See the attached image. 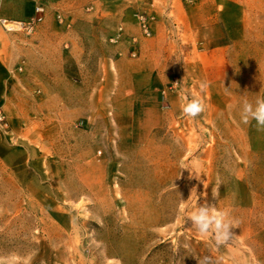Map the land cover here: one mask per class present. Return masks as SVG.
Returning <instances> with one entry per match:
<instances>
[{
	"label": "rangeland",
	"instance_id": "374dc122",
	"mask_svg": "<svg viewBox=\"0 0 264 264\" xmlns=\"http://www.w3.org/2000/svg\"><path fill=\"white\" fill-rule=\"evenodd\" d=\"M42 4L46 16L38 28L48 32L29 54L35 64L42 56L57 61L64 55L74 71L79 56L90 62L111 47L120 54L128 48V59L140 57V51L130 53L132 39L140 50L139 37L116 17L97 12L93 20L77 17L83 23L76 27L69 12ZM83 9L96 11L93 3ZM120 27L123 35L115 41ZM38 28L13 32L21 47L18 77L30 74L23 47ZM176 76L177 90L170 89L173 77L162 90L130 99L122 96L126 86L119 77H67L61 83L66 112L59 114L58 99L39 95L26 141L12 139L0 106L9 120L8 130L0 128V147L8 153L0 155V264H198L205 257L208 264H264V153L245 144L236 123L245 125L242 107L234 106L250 100L254 86L264 91V77H232L227 84L239 96L229 98L231 107L213 114L208 93L200 97L205 111L193 119L183 115L181 97L196 94ZM50 80L56 88L58 77ZM181 165L200 179H189ZM205 203L239 222L229 245L216 246L211 233L201 236L192 227L187 217Z\"/></svg>",
	"mask_w": 264,
	"mask_h": 264
},
{
	"label": "crops",
	"instance_id": "0c3cea01",
	"mask_svg": "<svg viewBox=\"0 0 264 264\" xmlns=\"http://www.w3.org/2000/svg\"><path fill=\"white\" fill-rule=\"evenodd\" d=\"M42 3L49 4L47 8L51 12L55 6L69 12L76 20V27L83 23L77 17L93 20L97 12L116 17L125 23L128 33L139 37L140 57L128 59V48L122 49L120 54L121 48L111 47L90 62L79 56L73 63L74 71L69 69L64 55L57 61L42 56L40 63L35 64L29 54L33 55L39 35L48 32L41 26L36 35L27 38L28 44L23 47L26 68L31 69L30 74L35 72L41 77V83L35 85L30 74L18 77L16 67L21 47L17 35L6 31L1 19L27 21ZM50 3L47 0H0V106L9 117L12 139L17 141H26L33 135V100L39 95L43 101L58 99L63 103L59 104V114L66 112L68 105L61 83L67 77H119L126 86L121 94L130 99L162 90L179 74L186 88L196 96L211 95L213 100L207 110L217 115L231 107L233 103L229 98L239 96L231 92L227 84L232 77L238 81L241 77H250L251 81L264 77V0H56ZM88 3L95 5V12L84 11L83 6ZM138 12L155 18L150 38L140 36L134 20ZM96 28L94 32L98 33ZM40 39L45 41L43 37ZM71 46L74 50L73 42ZM85 64H89L90 69L87 70ZM35 65L39 66L36 70L33 69ZM50 77H58L56 88L51 87ZM201 82L208 84L204 91L199 88ZM36 89L40 94H35ZM247 97L250 98L247 101L254 104L257 97H264V91L254 86ZM244 101L236 100L234 106L242 107ZM85 108V104H80L77 110L83 114ZM236 123L244 130V141L250 151L264 153V131L257 130L256 122L253 120L244 126ZM4 154L8 155L0 147V155Z\"/></svg>",
	"mask_w": 264,
	"mask_h": 264
},
{
	"label": "clouds",
	"instance_id": "9594fccd",
	"mask_svg": "<svg viewBox=\"0 0 264 264\" xmlns=\"http://www.w3.org/2000/svg\"><path fill=\"white\" fill-rule=\"evenodd\" d=\"M180 84L176 83V85ZM207 87V82H201L199 84L201 91H204ZM181 98L184 101L181 104V111L184 116L195 119L205 111V103L200 97L193 95L189 99L182 95ZM240 117L241 121L245 124L254 120L257 130L264 131V97H257L254 104L245 100L242 105ZM181 166L183 169L189 170V179H200V176L195 174L190 168ZM194 190L195 188H193L192 192ZM187 218H190L192 227L201 236H206L211 233L216 246H227L237 238L232 230L238 227L239 222L234 220L225 210H218L215 206H210L205 203L198 206ZM197 261L198 264H208L207 257L197 259Z\"/></svg>",
	"mask_w": 264,
	"mask_h": 264
},
{
	"label": "built area",
	"instance_id": "2783aa9c",
	"mask_svg": "<svg viewBox=\"0 0 264 264\" xmlns=\"http://www.w3.org/2000/svg\"><path fill=\"white\" fill-rule=\"evenodd\" d=\"M138 24L141 30V33L144 37H150L153 34V26L152 23L155 18L151 15H148L144 12H138ZM46 16V7L43 4H38L35 8V14L28 19L27 21H11L6 19H1V25L5 28L8 32H19L23 31L28 34L34 33L38 26L44 21ZM58 19L61 23L65 21V18L59 14ZM123 35V27L119 28L117 36L113 39L115 41L120 40L121 36ZM133 48L131 49L130 53L131 56L136 57L139 54V50L137 48V39H132ZM179 76H176L174 81L172 82L170 89L177 90L179 85L176 83H180ZM0 128L3 130H8L9 128V120L5 111L0 107Z\"/></svg>",
	"mask_w": 264,
	"mask_h": 264
}]
</instances>
